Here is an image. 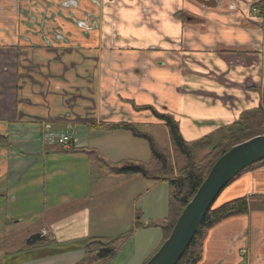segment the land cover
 I'll list each match as a JSON object with an SVG mask.
<instances>
[{
  "label": "crops",
  "instance_id": "0c3cea01",
  "mask_svg": "<svg viewBox=\"0 0 264 264\" xmlns=\"http://www.w3.org/2000/svg\"><path fill=\"white\" fill-rule=\"evenodd\" d=\"M255 7L264 14V0H0V264H76L84 249L31 255L129 230L123 247L135 244L118 264L147 262L165 239L149 225L169 214L168 181L109 175L79 149L113 164L147 162L145 137L104 127L130 123L155 140L160 126L176 163L165 122L134 104L171 114L188 144L211 134L218 142L243 112L264 109V15ZM49 130L70 133L72 147L47 139ZM259 194L264 163L216 204ZM27 233L45 239L24 246ZM197 264H264V210L212 227Z\"/></svg>",
  "mask_w": 264,
  "mask_h": 264
},
{
  "label": "trees",
  "instance_id": "16d2710c",
  "mask_svg": "<svg viewBox=\"0 0 264 264\" xmlns=\"http://www.w3.org/2000/svg\"><path fill=\"white\" fill-rule=\"evenodd\" d=\"M134 107L137 110H150L158 119L165 122L172 142V154L178 158L176 163L173 162L168 150L159 147L149 134L142 132L137 126L130 123L108 124L104 128L126 129L135 136L145 137L149 142L152 154L149 163L139 160H127L113 164L107 161L96 149L83 148L79 150L87 153L91 160L99 161L104 171L109 175L141 173L149 179L168 181L170 186L169 214L163 221L149 225L151 227L160 226L165 232V241L178 216L194 196L215 161L233 145L264 133V109L260 107L243 112L236 122L223 128L224 135L218 142L214 141L215 134H211L188 144L181 134L178 122L171 114L161 112L151 105L137 106L134 104ZM202 149L210 150L204 156L199 157L198 151ZM180 158H182V161L179 160ZM263 163L264 159L248 166L229 183L247 170ZM152 164L156 166V170L150 173L146 166L151 167ZM216 201L201 221L192 242L177 264H197L201 261L204 242L210 229L215 225L232 216L264 210V194L240 197L221 205H217ZM136 226L138 227V220ZM131 231L129 230L116 237H86L67 242L51 243L44 246L39 253H33L31 257H43L75 249H84L85 257L76 264H95L96 262L109 264L117 253L116 244L125 240ZM38 247L34 245L29 248L35 249ZM17 255H20V252L13 255V262L20 259Z\"/></svg>",
  "mask_w": 264,
  "mask_h": 264
},
{
  "label": "water",
  "instance_id": "95a60500",
  "mask_svg": "<svg viewBox=\"0 0 264 264\" xmlns=\"http://www.w3.org/2000/svg\"><path fill=\"white\" fill-rule=\"evenodd\" d=\"M264 159V133L237 143L213 164L194 196L178 216L167 239L145 264H177L221 192L242 170ZM45 239L35 233L27 239L32 245Z\"/></svg>",
  "mask_w": 264,
  "mask_h": 264
},
{
  "label": "rangeland",
  "instance_id": "374dc122",
  "mask_svg": "<svg viewBox=\"0 0 264 264\" xmlns=\"http://www.w3.org/2000/svg\"><path fill=\"white\" fill-rule=\"evenodd\" d=\"M263 129H264V124H263ZM153 133L154 137H155V141L156 143L158 144L159 147L161 148H164V147H168V142H167V130L164 129L163 127H160V126H156L154 127L152 130H150V133ZM219 137H217L218 139ZM209 150V149H208ZM206 150V151H208ZM205 151V152H206ZM202 153H199V156H201ZM146 163H149V161L147 160ZM97 166L99 165L98 163H96ZM147 169L149 170V172H153L156 170V166L154 164H152V166H146ZM133 175H139L141 178L145 177L143 174L141 173H134V174H128V175H125V176H133ZM148 180V179H147ZM167 186V194L170 193V186L169 184L166 185ZM111 194V193H110ZM115 195V194H113ZM142 203H143V200H142ZM142 209V207H141ZM123 211L124 209L120 210L119 212L116 213V216H124L123 214ZM143 211V209H142ZM154 210H151V214L154 213L153 212ZM168 216V215H167ZM164 219L162 220H159V221H153L151 222V224H156V223H159L161 221H163ZM151 227V226H150ZM117 235V234H116ZM120 235V234H119ZM132 234H129V237L131 236ZM30 236V234H25L23 237H22V240H21V244H23L24 246L27 245V238ZM118 236V235H117ZM94 237H103V236H94ZM116 237V236H114ZM142 236H138L136 239L137 240H140ZM128 239L126 238L125 240L119 242L116 244V249H117V253L115 255V262L116 264H118L119 262H121L122 258H125V254L129 251V249H133V245L135 244V240L134 239H131L124 247H123V244L127 241ZM10 256L11 258V261H13V256L12 255H8ZM117 256V257H116ZM21 259V258H20Z\"/></svg>",
  "mask_w": 264,
  "mask_h": 264
},
{
  "label": "built area",
  "instance_id": "2783aa9c",
  "mask_svg": "<svg viewBox=\"0 0 264 264\" xmlns=\"http://www.w3.org/2000/svg\"><path fill=\"white\" fill-rule=\"evenodd\" d=\"M253 12L258 15L259 17H263V9L261 7H255ZM46 138L50 141H56L59 145L64 146L66 148L72 147L73 139L70 133L67 131L64 132H54V131H47Z\"/></svg>",
  "mask_w": 264,
  "mask_h": 264
},
{
  "label": "flooded vegetation",
  "instance_id": "af4514ba",
  "mask_svg": "<svg viewBox=\"0 0 264 264\" xmlns=\"http://www.w3.org/2000/svg\"><path fill=\"white\" fill-rule=\"evenodd\" d=\"M203 1H206V0H203ZM48 43V42H47Z\"/></svg>",
  "mask_w": 264,
  "mask_h": 264
}]
</instances>
